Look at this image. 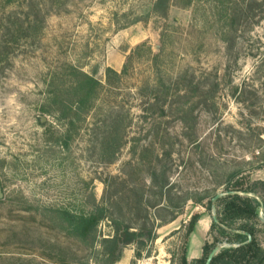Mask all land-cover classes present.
Returning a JSON list of instances; mask_svg holds the SVG:
<instances>
[{
	"label": "rangeland",
	"instance_id": "1",
	"mask_svg": "<svg viewBox=\"0 0 264 264\" xmlns=\"http://www.w3.org/2000/svg\"><path fill=\"white\" fill-rule=\"evenodd\" d=\"M62 1L36 38L21 39L0 62V264H108L100 245L112 235L108 217L88 243L67 234L56 213L97 205L127 221L143 208L154 221L147 251L136 259L135 245H126L114 264H179L183 252L191 264L215 235L216 209L207 205L224 193L227 176L264 181V7L223 36L207 5H171L165 18L151 14L118 29L115 12L140 14L151 0ZM68 65L104 86L95 110L70 130L42 111L52 75L67 87ZM123 66L119 84L108 87L105 67ZM154 73L170 81L157 99L148 93ZM118 107L123 134L108 162L98 142L104 114ZM162 170L167 189L157 207L168 208L158 210L150 204ZM167 211L174 218L161 223ZM259 220L255 237L264 248Z\"/></svg>",
	"mask_w": 264,
	"mask_h": 264
},
{
	"label": "trees",
	"instance_id": "2",
	"mask_svg": "<svg viewBox=\"0 0 264 264\" xmlns=\"http://www.w3.org/2000/svg\"><path fill=\"white\" fill-rule=\"evenodd\" d=\"M65 2L62 0H0V62L18 45L21 39L36 38L44 28L46 16L51 12H57ZM195 4L207 5L209 15L220 24L221 35L226 36V34L237 30L238 26L250 17L254 18L256 12H261L262 7H264V0H151L143 13L124 12L119 15L115 12L112 21L117 24L118 29H121L138 21H146L151 14L165 18L171 5L186 9ZM17 8L20 11H17ZM120 18L124 20L121 24L119 23ZM160 39H163V32L160 34ZM160 48L158 47V52L152 55L154 58L159 55ZM148 54L151 52L148 51ZM67 67L66 74L69 75L67 87L63 88L59 78L52 75L48 81L47 97L42 111L53 114L58 120H63L67 124V130H70L71 127L82 124L95 110L104 86L98 79L80 68L73 65ZM125 74V66L120 72L111 67H105L106 85L108 87L117 86ZM174 83L177 87L178 80ZM169 89L170 81H164L161 76L154 73L153 81L148 86L149 98L157 99L158 93L163 94ZM124 117L125 115L121 113L119 107L104 114L105 122L100 131L102 136L98 142V148L99 156L106 158L108 162L114 159L119 149ZM239 175V172H232L227 176L224 191L226 193L216 198L213 205V208L216 209V221H211L209 231H214L215 235L211 241L203 243L201 256L194 259L191 264H204L207 254L216 244L220 243L221 237L225 238L227 245L215 252L210 264H264V248L260 246L255 237L256 223L260 221L259 218H264V181L256 180L244 185L242 179L234 180ZM166 182L165 170H162L161 180L157 183L158 200L150 204L151 207L155 208L160 204L163 197L162 191L167 189ZM253 194H260L261 201L252 196ZM141 200L140 197L137 202L139 205H148V203H142ZM261 207L262 210L260 211ZM165 208L168 206L157 207L158 210ZM210 208L211 202L209 201L207 209ZM56 213L67 234L88 243L94 241L92 233L98 223L108 217L113 228L112 235L100 241L108 264H114L118 261L121 249L129 244L135 245L134 256L139 259L142 251H147L145 250L147 243L154 238L152 231L154 221L143 208H137L134 219L130 221L112 217L107 209L98 205L85 213L74 212L66 208L58 209ZM174 213H169L170 216L160 220V222L172 220ZM155 216L160 218L156 214ZM199 218V213L190 216L185 226L186 236L193 231ZM244 232L250 236L249 241ZM183 253L179 264H190L186 261Z\"/></svg>",
	"mask_w": 264,
	"mask_h": 264
},
{
	"label": "water",
	"instance_id": "3",
	"mask_svg": "<svg viewBox=\"0 0 264 264\" xmlns=\"http://www.w3.org/2000/svg\"><path fill=\"white\" fill-rule=\"evenodd\" d=\"M224 193H226V192H224ZM224 193H217V194H215L214 196H213V198L211 199V207L214 205V201L216 200V198H218L219 196H221V195H223ZM259 200V199H258ZM262 210V207L260 208V211ZM212 221H216V218H215V216L214 215H212ZM244 234H246L247 235V238H248V241L250 240V236L247 234V233H245L244 232ZM223 245L222 244H218V245H216V246H214L211 250H210V252L207 254V256H206V259H205V261H204V264H210V262H211V259H212V257H213V255L215 254V252L219 249V248H221Z\"/></svg>",
	"mask_w": 264,
	"mask_h": 264
}]
</instances>
